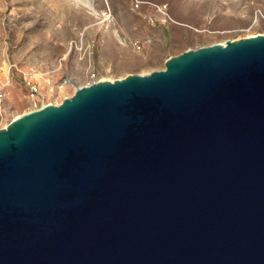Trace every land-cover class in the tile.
Returning <instances> with one entry per match:
<instances>
[{"label":"water","instance_id":"1","mask_svg":"<svg viewBox=\"0 0 264 264\" xmlns=\"http://www.w3.org/2000/svg\"><path fill=\"white\" fill-rule=\"evenodd\" d=\"M0 264H264V34L1 127Z\"/></svg>","mask_w":264,"mask_h":264},{"label":"rangeland","instance_id":"2","mask_svg":"<svg viewBox=\"0 0 264 264\" xmlns=\"http://www.w3.org/2000/svg\"><path fill=\"white\" fill-rule=\"evenodd\" d=\"M258 33L264 0H0V128L78 86Z\"/></svg>","mask_w":264,"mask_h":264},{"label":"built area","instance_id":"3","mask_svg":"<svg viewBox=\"0 0 264 264\" xmlns=\"http://www.w3.org/2000/svg\"><path fill=\"white\" fill-rule=\"evenodd\" d=\"M37 88L35 86H31L30 88V94L31 96H34L36 94Z\"/></svg>","mask_w":264,"mask_h":264},{"label":"bare ground","instance_id":"4","mask_svg":"<svg viewBox=\"0 0 264 264\" xmlns=\"http://www.w3.org/2000/svg\"><path fill=\"white\" fill-rule=\"evenodd\" d=\"M102 80V79H101Z\"/></svg>","mask_w":264,"mask_h":264}]
</instances>
